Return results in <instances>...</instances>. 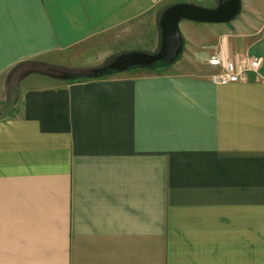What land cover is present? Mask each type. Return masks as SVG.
I'll return each mask as SVG.
<instances>
[{
    "label": "crops",
    "instance_id": "0c3cea01",
    "mask_svg": "<svg viewBox=\"0 0 264 264\" xmlns=\"http://www.w3.org/2000/svg\"><path fill=\"white\" fill-rule=\"evenodd\" d=\"M180 2L218 4L0 0L2 107L17 95L0 109V264H264V0L228 23L182 19L169 65L52 69ZM217 52L261 67L216 84ZM27 60L34 72L10 84Z\"/></svg>",
    "mask_w": 264,
    "mask_h": 264
},
{
    "label": "water",
    "instance_id": "95a60500",
    "mask_svg": "<svg viewBox=\"0 0 264 264\" xmlns=\"http://www.w3.org/2000/svg\"><path fill=\"white\" fill-rule=\"evenodd\" d=\"M241 6V0H218V4L214 8L189 2L171 5L163 11L160 17L161 44L158 51L155 53L143 51L125 53L111 61L106 71L123 72L136 67L154 68L156 64L174 63L180 57L184 47L179 27L182 19L203 23H228L238 16ZM54 72L64 78L82 73L68 72L67 70H54ZM92 74L94 73L89 72V75Z\"/></svg>",
    "mask_w": 264,
    "mask_h": 264
},
{
    "label": "rangeland",
    "instance_id": "374dc122",
    "mask_svg": "<svg viewBox=\"0 0 264 264\" xmlns=\"http://www.w3.org/2000/svg\"><path fill=\"white\" fill-rule=\"evenodd\" d=\"M155 17L153 15L143 16L139 18L137 26H133L131 28H124L120 35H106L96 41V43L91 44L92 49H95L92 52L84 51L86 56L80 61L78 64L74 61L73 64L65 67H58L57 70H67L68 72H79L78 76L82 79L86 78H100L96 77L102 75V73L106 72V68L111 61H114L117 57L132 51H143L147 53H155L158 51L161 44V33L159 35L158 23L160 22L161 12ZM81 48V47H80ZM79 51V50H78ZM81 53V52H80ZM79 53V54H80ZM218 53V52H217ZM251 56V55H250ZM258 57V56H257ZM162 64H156L154 67L161 66ZM42 69L49 70L50 66L47 64L39 65ZM36 68L37 66H33ZM33 68V69H34ZM131 68L130 70L137 69ZM141 68V67H140ZM56 70V68H52ZM51 70V69H50ZM27 71V69H23L19 75L23 72ZM96 71V72H95ZM88 74H85L87 73ZM89 72L94 73L89 75ZM58 74V73H57ZM113 74V73H112ZM59 78H64L58 76ZM10 102H7V106L2 107V102H0V109L7 111L10 106H14L17 102V95L12 94L10 97Z\"/></svg>",
    "mask_w": 264,
    "mask_h": 264
},
{
    "label": "built area",
    "instance_id": "2783aa9c",
    "mask_svg": "<svg viewBox=\"0 0 264 264\" xmlns=\"http://www.w3.org/2000/svg\"><path fill=\"white\" fill-rule=\"evenodd\" d=\"M261 63L257 56L215 53L209 59V64L217 70L212 81L220 85L247 81L251 73L259 70Z\"/></svg>",
    "mask_w": 264,
    "mask_h": 264
},
{
    "label": "trees",
    "instance_id": "16d2710c",
    "mask_svg": "<svg viewBox=\"0 0 264 264\" xmlns=\"http://www.w3.org/2000/svg\"><path fill=\"white\" fill-rule=\"evenodd\" d=\"M35 61H31V60H27V61H23V62H20L19 64H17L12 70L10 73V76H8L11 80L9 82H11L13 79L15 78H18V80L25 76V75H29V73H33L34 70H33V66H35L36 64ZM140 68V67H139ZM25 70L27 69V71L23 72L21 75H19L21 73L22 70ZM112 73H117V72H114V71H106L104 73H102V75H99V76H96V77H103V76H107V75H110ZM63 80H80L82 78L78 77V76H70V77H67V78H62ZM14 81V80H13ZM13 81L10 83V84H13ZM10 84H8V87L10 88ZM8 89V88H7Z\"/></svg>",
    "mask_w": 264,
    "mask_h": 264
}]
</instances>
